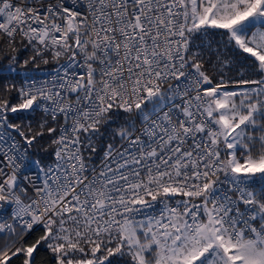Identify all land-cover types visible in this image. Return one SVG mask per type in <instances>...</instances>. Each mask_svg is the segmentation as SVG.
<instances>
[{
    "label": "snow or ice",
    "instance_id": "6c2138e0",
    "mask_svg": "<svg viewBox=\"0 0 264 264\" xmlns=\"http://www.w3.org/2000/svg\"><path fill=\"white\" fill-rule=\"evenodd\" d=\"M0 264H264V0H0Z\"/></svg>",
    "mask_w": 264,
    "mask_h": 264
},
{
    "label": "trees",
    "instance_id": "16d2710c",
    "mask_svg": "<svg viewBox=\"0 0 264 264\" xmlns=\"http://www.w3.org/2000/svg\"><path fill=\"white\" fill-rule=\"evenodd\" d=\"M22 55H25V53H22ZM29 67H31V65H29ZM53 67H54L53 65H47V66L42 65L41 66L42 71L34 72L33 75H39V74H42V73H45V72H49ZM38 115L39 114H37V116ZM41 257L47 258V253L42 252L41 253Z\"/></svg>",
    "mask_w": 264,
    "mask_h": 264
},
{
    "label": "built area",
    "instance_id": "2783aa9c",
    "mask_svg": "<svg viewBox=\"0 0 264 264\" xmlns=\"http://www.w3.org/2000/svg\"><path fill=\"white\" fill-rule=\"evenodd\" d=\"M48 72H45V73H42V74H39L40 76H44L46 75Z\"/></svg>",
    "mask_w": 264,
    "mask_h": 264
}]
</instances>
